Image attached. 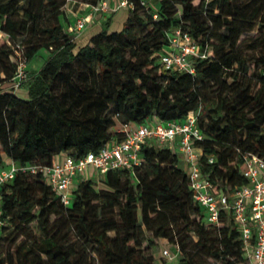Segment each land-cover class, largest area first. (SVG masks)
Here are the masks:
<instances>
[{"label": "trees", "instance_id": "16d2710c", "mask_svg": "<svg viewBox=\"0 0 264 264\" xmlns=\"http://www.w3.org/2000/svg\"><path fill=\"white\" fill-rule=\"evenodd\" d=\"M68 1L0 0V165L5 157L50 164L61 152L97 150L114 135L112 126L152 116L179 120L200 108L201 172L215 191L243 184L242 154L264 157V0H159L155 8L129 0L120 28L108 20L82 45L62 31ZM174 27L212 52L193 61L194 74L157 60ZM22 34L23 50L11 45ZM17 48L27 63L43 49L48 56L16 91L2 89L14 75ZM82 64L99 86L90 123L89 105L74 104L82 87L76 91L69 74ZM22 85L25 95L17 93ZM140 155L139 165L109 169L99 185L79 179L69 205L41 172L17 170L0 184V264H156L154 238L177 244L180 264H248L229 212L218 224L205 221L177 153L143 144Z\"/></svg>", "mask_w": 264, "mask_h": 264}, {"label": "built area", "instance_id": "2783aa9c", "mask_svg": "<svg viewBox=\"0 0 264 264\" xmlns=\"http://www.w3.org/2000/svg\"><path fill=\"white\" fill-rule=\"evenodd\" d=\"M139 1L143 5L147 4L146 0ZM68 4L69 2L65 5V11L70 12ZM79 4L83 5L82 12L75 15L70 25V29L76 34L93 18L105 12L116 11L121 7H133V2L129 0H118L114 5H110L108 0ZM211 53L209 48L201 47L188 32L174 27L167 33V42L158 51L157 60L165 68L194 74L193 61L197 58H206ZM15 59L16 69L8 85L13 91H16L28 77L27 61L18 48L15 49ZM200 113L201 109L198 108L179 120H164L155 116L147 123L123 122L110 128L114 135L97 150H89L78 156L61 152L46 165L38 163L19 165L13 162L0 171V184L12 179L17 170L41 172L60 202L69 205L72 191L77 186L76 180L93 178L90 169H95L97 179H101L109 169L132 168L139 165L143 161L140 155L143 144L166 146L179 154L185 162L188 186L192 190L193 199L205 209V221L218 224L221 213L228 211L245 242L247 263L264 264V157L253 152H244L239 170L246 181L229 193L215 191L211 180L200 169L202 149L196 144V140L203 138L197 124ZM115 134H120L121 137L118 138ZM214 159L212 155L207 157L208 162H213ZM173 246V251L170 247L163 248L162 254L167 258L179 254V246L177 244Z\"/></svg>", "mask_w": 264, "mask_h": 264}, {"label": "rangeland", "instance_id": "374dc122", "mask_svg": "<svg viewBox=\"0 0 264 264\" xmlns=\"http://www.w3.org/2000/svg\"><path fill=\"white\" fill-rule=\"evenodd\" d=\"M70 2V0L68 1ZM152 5L153 8H155L156 6L154 5V3H152V1L150 0V2H148V4ZM69 6V4H68ZM60 22H61V26H62V31L69 34V35H75L76 33L73 32V30H71L68 26V22L67 19L64 15H60ZM108 22V20L103 22V25H105ZM257 31H259V27H255L252 31L244 33V35H253L255 33H257ZM1 36V34H0ZM28 36H26L25 34H22L18 37H16L14 43H11V45H20L21 49L23 50L24 47V42L26 41L25 39H27ZM48 53L45 49L41 50L37 56L33 57L31 59V61L29 62V65H27V72L30 70V65L33 61H35L36 59H38L39 63L36 66V69L39 68L41 66V64L43 63V61L47 58ZM74 66H77L76 64ZM84 71V73L82 72L81 74H79L78 78H77V71ZM73 71H75L76 73H69L71 76V83L74 85V87L76 88L77 84H79L82 87V91H79L76 88V91H79L80 93H82V96L76 101L77 105H80L81 103H87L88 106V116L90 115V119L88 120V122H91V118L93 117L94 113H97V107L98 104H100V102H98L99 99L97 94L99 93V86L97 85L96 82H94L93 80V76L91 74V71L89 72V69L87 67H85L83 64L80 65L79 67H74ZM89 73V75H88ZM85 74H87V76H85ZM66 76H63L60 78V80L58 81V85L57 87H55V92L61 96L62 92L65 89V85H66ZM25 82V81H24ZM23 82V83H24ZM9 85V84H8ZM7 84H2L1 86L3 87L2 89H8L9 86ZM7 86V87H6ZM12 90V89H11ZM180 165V164H179ZM91 173V176H93V181H95V183L97 185H99L100 183V179H97L96 176V171L93 169H90L89 171ZM4 222L1 221L0 223V227L1 225H3ZM110 235H113V231H109L108 232ZM149 235V234H148ZM155 241V245L153 247H151L150 249V254L153 255V258L155 260L156 264H180V259H181V255L177 254L176 256L172 257V258H167L162 254V249L163 248H169L170 250L173 251L174 250V246L173 244L167 239V238H154ZM93 254H95L93 252ZM96 264H99L98 261H96ZM214 264H223L221 262H214Z\"/></svg>", "mask_w": 264, "mask_h": 264}, {"label": "crops", "instance_id": "0c3cea01", "mask_svg": "<svg viewBox=\"0 0 264 264\" xmlns=\"http://www.w3.org/2000/svg\"><path fill=\"white\" fill-rule=\"evenodd\" d=\"M117 1L118 0H108V3L110 5H114ZM146 1H147V4H148V2H150V0H146ZM151 1H152V3H154V5L156 7L158 6L159 0H151ZM149 5H151V3ZM69 6H70L71 11L70 12L65 11V17L67 19V22L69 23L68 26L70 28V25L74 21L75 15L82 12L83 5L79 4V3L76 4L73 1H70ZM127 11H128V8L121 7L119 9H117L116 11L105 12L102 15H100L96 18H93L82 31H80L79 33H77L73 36L74 39L78 42V45L84 44L91 34L96 32L100 27L104 26L103 22L106 20H109L110 29L120 28L124 22ZM38 63H39L38 59L33 61L30 65L31 66L30 70L39 69L41 66L36 69V66ZM43 63H44V61H43ZM27 65H29V62L27 63ZM17 93L21 94V95H25L26 94L25 86L22 85V87L17 91ZM152 118L154 119L155 116H152ZM178 162H179L180 166L185 169V167H186L185 162L182 160V158L179 154H178ZM12 163H13V161L9 157H5L3 159L2 165H0V171L3 168L10 166V164H12ZM93 170H95V169H93ZM93 178H91V179L93 180ZM78 180L79 179H77L76 181H78Z\"/></svg>", "mask_w": 264, "mask_h": 264}]
</instances>
